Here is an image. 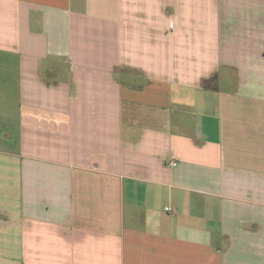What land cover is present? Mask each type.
Listing matches in <instances>:
<instances>
[{"label":"crops","instance_id":"obj_1","mask_svg":"<svg viewBox=\"0 0 264 264\" xmlns=\"http://www.w3.org/2000/svg\"><path fill=\"white\" fill-rule=\"evenodd\" d=\"M0 264H264V0H0Z\"/></svg>","mask_w":264,"mask_h":264},{"label":"built area","instance_id":"obj_2","mask_svg":"<svg viewBox=\"0 0 264 264\" xmlns=\"http://www.w3.org/2000/svg\"><path fill=\"white\" fill-rule=\"evenodd\" d=\"M166 210H169L168 208Z\"/></svg>","mask_w":264,"mask_h":264}]
</instances>
